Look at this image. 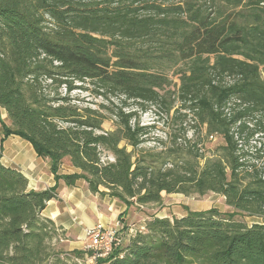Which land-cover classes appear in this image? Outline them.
I'll return each instance as SVG.
<instances>
[{"label": "trees", "instance_id": "16d2710c", "mask_svg": "<svg viewBox=\"0 0 264 264\" xmlns=\"http://www.w3.org/2000/svg\"><path fill=\"white\" fill-rule=\"evenodd\" d=\"M174 77L179 115L224 139L208 157L185 132L145 149L152 126L125 109L159 104ZM76 80L93 84L101 109L61 95ZM0 108L1 143L29 141L57 181L84 179L127 210L209 192L233 208L153 215L98 264H264V166L243 147L264 141V0H0ZM2 158L1 144L0 264H81L87 252L57 249L63 230L42 215L58 186L29 189ZM66 161L80 171L60 173Z\"/></svg>", "mask_w": 264, "mask_h": 264}, {"label": "rangeland", "instance_id": "374dc122", "mask_svg": "<svg viewBox=\"0 0 264 264\" xmlns=\"http://www.w3.org/2000/svg\"><path fill=\"white\" fill-rule=\"evenodd\" d=\"M174 83H177L176 85ZM174 83L167 86L165 89L161 90V93L165 95V99L160 101L159 104H149L144 107L130 104L125 107L126 110L133 109L136 113V118L139 120L140 125L152 126L149 128L150 132L147 136V140L144 143L143 147L145 149H157L160 150L162 147L172 143L176 135H181L184 132L186 133L188 139H191L190 145L194 144L199 140L198 146H200L205 155V157L210 156L214 150L219 148L220 145L224 144V139L221 135L208 136L206 132V127L200 125L191 115L180 116L178 109L181 106L180 100L177 98L180 82L177 77H174ZM76 88L68 92L64 86L59 89V92L63 96H69L73 102L81 106H89L93 108H100L101 104L104 103V97L99 95L93 88V84L89 81L80 82L77 81L74 83ZM115 101H117L115 99ZM112 106V105H111ZM108 115L107 121L104 123L105 129H113L112 116ZM8 123H10L8 121ZM161 141H164V144H160ZM261 141V142H260ZM243 147L246 150H250L253 153H258L260 158H254L259 165L264 166V141L255 138L250 142V144L243 143ZM163 145V146H161ZM157 147V148H155ZM255 148L258 151H255ZM130 150L131 147H128ZM104 160L112 159V156L108 152L103 153ZM254 156V155H253ZM255 157V156H254ZM205 159V158H204ZM204 159H201V165L204 163ZM103 196V195H102ZM211 207L218 208L222 212H232L233 208L227 205L225 197L221 194L209 192L203 196L195 195H185L182 193H172V194H163V200L160 203H150V204H132L127 216L125 215L121 218L120 215L117 216V220L120 221V226L123 227L120 229V237L123 239L124 245L129 241V236L127 235V228L130 224H135L137 226L146 225L147 220L153 216L159 217H179L180 215L188 212V210H206ZM112 211L107 210V223L106 225H115L112 224L113 216ZM239 219L245 220L247 223L251 224L255 221H261L258 217L251 216H237ZM62 243V242H60ZM57 249L63 248L64 245L58 244ZM84 250V247L82 248ZM61 264H73L68 258H65Z\"/></svg>", "mask_w": 264, "mask_h": 264}, {"label": "crops", "instance_id": "0c3cea01", "mask_svg": "<svg viewBox=\"0 0 264 264\" xmlns=\"http://www.w3.org/2000/svg\"><path fill=\"white\" fill-rule=\"evenodd\" d=\"M0 113L2 118L8 122L7 111L0 108ZM1 139L0 124V145L3 146L2 161L6 166L18 168L28 178L29 189L45 190L55 185L58 186L57 198L47 203L42 215L52 219L58 227H61L65 239L60 244L64 245L66 250L71 251L84 247L86 227L97 223L108 224L105 214L107 210L112 211L111 216L114 221L112 224H116L117 216L127 210V205L119 199L108 194L102 196L99 192H92L84 179H78L73 184H68L64 179L57 181L51 170V161L39 156L33 145L22 137L11 135L2 143ZM79 171L68 161L60 168L62 174ZM129 209L130 207L127 212Z\"/></svg>", "mask_w": 264, "mask_h": 264}, {"label": "built area", "instance_id": "2783aa9c", "mask_svg": "<svg viewBox=\"0 0 264 264\" xmlns=\"http://www.w3.org/2000/svg\"><path fill=\"white\" fill-rule=\"evenodd\" d=\"M120 221L115 225H105L97 223L93 226L85 228V245L84 250L86 259H78L81 264H98L99 259L109 256L114 249L123 243L120 237ZM127 235L132 237L138 232L146 230L145 225L137 226L130 224L127 228ZM63 241V239H60Z\"/></svg>", "mask_w": 264, "mask_h": 264}]
</instances>
